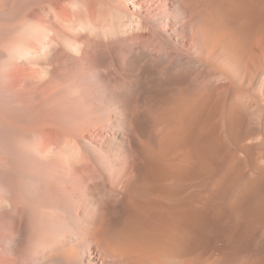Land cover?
<instances>
[{"label":"bare ground","instance_id":"obj_1","mask_svg":"<svg viewBox=\"0 0 264 264\" xmlns=\"http://www.w3.org/2000/svg\"><path fill=\"white\" fill-rule=\"evenodd\" d=\"M0 264H264V0H0Z\"/></svg>","mask_w":264,"mask_h":264}]
</instances>
